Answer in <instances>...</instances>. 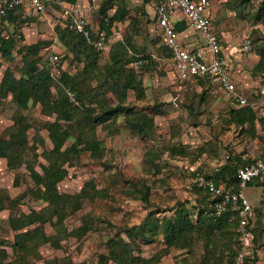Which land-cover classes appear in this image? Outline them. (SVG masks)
Masks as SVG:
<instances>
[{
  "label": "rangeland",
  "instance_id": "374dc122",
  "mask_svg": "<svg viewBox=\"0 0 264 264\" xmlns=\"http://www.w3.org/2000/svg\"><path fill=\"white\" fill-rule=\"evenodd\" d=\"M136 1L129 2L127 21L113 25L112 36L108 39L110 49L100 57V66L111 62L112 46L131 34L140 52L138 55L130 53L131 56L157 57L148 65L150 68H136L144 81L146 97L138 101L134 91L128 92L129 106L155 114V135L153 138L139 135L126 125L124 116H120L113 124L107 125L108 121L104 124L105 127L103 125L97 129L106 157L98 161L91 157L89 151L82 152L71 163L66 164L69 175L59 185L61 192L70 194L80 192L86 182L95 183L102 192L106 190L105 198L92 201L86 199L81 209L71 213L65 222L70 230L78 229L84 222L93 223L94 229L80 239L72 237L64 241L61 247H53L50 243L41 245L42 259H36L34 255L24 259L13 253L12 244L16 233L12 231L9 220L21 212L30 213L45 205L38 194L34 193L38 186L29 167L33 166L36 171L43 173L42 166L46 162L39 154L44 148L36 140V136L38 133L44 138L47 149L53 147L48 126L56 115L32 101L26 108L21 107L12 94L0 102V139H10L16 135L18 125L15 121L18 116H25L31 124L27 131L29 147L23 155L24 164L10 169L7 159L0 160V192L5 207L0 212V245L10 253L9 260H13L14 264H97L100 254H108L110 238L126 228L139 226L150 212L156 211V216L160 218L174 217L173 208L185 203L194 219L197 210H193V207L200 198L199 187L197 186L196 191L193 180L197 170L213 174L217 167H222L231 159L238 167L264 154V70L259 74L254 73L260 62V55L264 53V15L257 19L264 0H250L247 3L243 0H210L214 29L223 40L226 56L231 59L236 89L256 105L252 108L256 119L252 129L229 124V113L236 105L218 87L210 84L201 86L195 81H182L178 78L173 62L164 51L157 21L154 19L155 5L152 3L145 6ZM44 2L45 13L31 15L36 20L50 16L39 21L38 28L44 35L39 55L40 67L52 68L50 57L56 53L62 60L59 76L64 72L74 75L82 69L84 62L73 59L65 52L64 44H59L55 33L58 28L63 32V27L60 24L56 27L55 23L62 21L57 12L60 8L52 0ZM105 2L107 5H104ZM80 4L90 9L87 18L95 29L102 26V7L107 6L104 10L107 16L113 15L118 7L111 0H80ZM262 12L264 14V8ZM131 18L137 20L135 25H129ZM32 22L35 20H28L25 30L28 35L36 36L37 28L31 26ZM14 27L22 35V39L15 42L16 47L11 56L0 55V79L7 67L13 70L17 78L23 73L24 54L19 48L25 46L26 33L21 29L22 26ZM199 36L204 43V38L200 34ZM64 42L66 43L65 40ZM134 64L132 61L129 67L133 68ZM96 85L97 82L93 81L87 87ZM53 92L56 94L55 89ZM96 99H87V102L94 103L96 110L100 108L99 103L107 101L115 105L118 102L111 91L98 94ZM77 136L78 133L73 135L65 145H71ZM175 149H182L187 155L175 154ZM251 187L248 189L249 198L247 197L254 209L249 228L253 236V248L250 252L255 257V264H264V186L255 183ZM145 188L149 191V204L142 199ZM244 192L246 194L245 190ZM160 210L165 212L157 213ZM43 230L48 235L54 234L48 224ZM237 232L238 255L241 251L240 225ZM135 242L134 255L150 258L161 254V260L157 264H201L205 254L201 239L195 244L192 253L183 248H171L166 252V243L161 235L155 238L149 235L147 239L136 238ZM230 255L227 251L223 264H236L237 255L235 259ZM3 263L1 255L0 264Z\"/></svg>",
  "mask_w": 264,
  "mask_h": 264
},
{
  "label": "trees",
  "instance_id": "16d2710c",
  "mask_svg": "<svg viewBox=\"0 0 264 264\" xmlns=\"http://www.w3.org/2000/svg\"><path fill=\"white\" fill-rule=\"evenodd\" d=\"M65 1L76 3L77 0ZM111 1H115L118 6L113 15H105L106 11L104 10L107 6L101 9L104 18L100 29L106 31L108 37L112 36L111 29L113 25L124 23L129 17L128 5L130 0ZM154 1L143 0V4L146 6L154 3ZM243 2L247 3L250 0H243ZM263 4L257 14V19L264 15L262 12ZM104 5H107V3L105 2ZM20 10L11 12L6 20L14 23V14ZM132 23L135 25L137 20L131 18L129 25H132ZM69 24L70 17L64 22L63 32L60 31L58 34V42L64 44L65 52L71 55L73 59L84 62L82 69L78 70L76 74L72 75L64 72L59 78H56L52 75V68L40 67L39 55L42 50V41H39L19 48V51L24 54L21 77L17 78L13 70L7 67L0 79V102L7 95L12 94L13 99L21 107L26 108L32 101L39 103L44 110L51 111L56 115L54 121L49 122L48 126L53 147L47 149L44 138L38 133L36 136V140L44 148L39 154L46 162L42 166L43 173L36 171L33 166L29 167L38 186L34 193L38 194L45 205L39 209L31 210L30 213L21 212L9 220L12 231L16 233L15 242L12 244L13 253L24 259H28L31 255H34L36 259H42L41 245L50 243L53 247H61L64 241L72 237L80 239L94 229L93 223L84 222L78 229L70 230L65 222L71 213L81 209L86 199L92 201L97 198H105L106 190L102 192L95 183L86 182L80 192L70 194L61 192L59 185L69 175L66 164L71 163L82 152L89 151L91 157L98 161H102L106 157V150L97 136V129L100 126L108 121L107 125L109 123L113 124L120 116H124L126 125L130 126L139 135L151 138L155 135V114H150L146 109L139 111L128 104L129 91L135 92L138 101L146 97L143 79L137 73L135 66L133 68L129 67L132 61L136 63L140 59V57L135 58V55H130L133 52L137 55L140 53L133 42L134 36L132 34L130 36L126 35L124 40L116 42L111 48V62L105 66H100V57L104 53L95 49L88 38L73 30ZM11 28L13 30H10ZM11 28L9 26L0 27V55L2 57L11 56L16 47L15 42L20 38L22 39V35H19L17 30L14 29L15 27ZM175 28L177 30V27ZM160 36L162 38V35ZM164 51L167 52L168 58L173 57L171 50L165 44ZM144 56L141 57L148 59V61L143 63L140 68L148 69L150 68L148 65L153 62V58H151L152 56ZM259 61L254 70L256 74L264 70V53L260 55ZM1 67L2 62L0 61V74ZM93 81H96L97 85L87 87ZM188 81H195L201 86L213 85L207 79L201 77L191 78ZM53 89L56 90V94H54ZM107 91H111L116 97L118 102L115 105L107 101L102 102L98 104L100 105L99 110H96L93 102H87V99L97 100L98 94H105ZM69 92L74 93L79 105H75L70 101ZM235 105L236 107L231 109L229 113V124L241 128L247 127V129L254 128L256 119L252 107L236 103ZM62 122L64 124H61ZM15 123L18 125L16 135L10 139H0V160L7 159L10 169H16L24 164L23 155L26 148L29 147L27 131L31 124L22 115L16 118ZM76 133H78L76 141L66 146L65 144ZM174 153L187 155V152H183L182 149H175ZM236 169L237 163L231 159L218 171H215L212 177L218 185H233L235 189H239L240 181L236 179ZM197 172L205 173L201 170H197ZM194 176L196 177L195 173ZM255 183L264 186V177L257 179L250 185ZM197 186L199 187L200 198L197 199V205L193 207V210H197L195 220L185 203L178 204L177 207L173 208L175 210L174 217L164 216L160 218L156 216V211L150 212L139 226L126 228L118 232L115 237L110 238L108 240L109 252L108 254H100L97 264L159 263L161 254H156V256L150 258L134 255L136 238L147 239L149 235L153 238L161 235L166 243V252H169L171 248H183L192 253L195 244L201 239L205 251L201 264H223L227 251L228 254H231L229 257L235 259L238 256L237 228L241 220L238 212L229 210L220 217L214 216L212 214L213 205L218 199L198 184L194 185L196 191ZM141 190L143 191V189ZM142 199L149 204L148 188H145L142 193ZM3 209L5 207L0 192V212ZM161 212L165 211L160 210L157 213ZM47 224L52 227L54 234L48 235L44 232L43 228ZM31 226H34V228L30 229ZM1 255L4 260L3 264H14L13 260H9L11 259L10 253L0 245ZM248 257L247 264H255V257H252L251 253Z\"/></svg>",
  "mask_w": 264,
  "mask_h": 264
},
{
  "label": "built area",
  "instance_id": "2783aa9c",
  "mask_svg": "<svg viewBox=\"0 0 264 264\" xmlns=\"http://www.w3.org/2000/svg\"><path fill=\"white\" fill-rule=\"evenodd\" d=\"M25 8H33L38 13H43L46 10L43 0H0V27L9 26V21L6 18L11 12ZM175 12L182 14L189 27L204 38L205 48L203 51L196 52L183 48L179 33L171 22V17ZM65 14L69 16L71 13L66 10ZM155 14L156 25L161 30L165 46L173 54L172 64L182 81H188L195 77L205 78L224 91L236 104L256 107L236 89L231 59L223 54L221 40L214 29L210 0H156ZM69 25L73 30L88 38L95 49L103 53L109 51V37L106 31L90 27L85 17L70 16ZM153 58L157 59L156 56ZM50 60L53 63L51 66L52 75L56 78L60 77L62 70L60 55L55 53L50 57ZM147 61L148 59L140 57L134 64L135 68H140ZM69 97L72 103L79 105L74 93L69 92ZM220 168L217 167L215 171ZM235 175L236 179L240 181L239 189L226 184L218 185L212 174L206 175L203 172H197L193 180L196 185L207 189L213 197L218 199L213 205L212 214L214 216L220 217L229 210L238 212L239 218H241V251L237 256L236 264H247L253 244V236L249 228L253 220L254 209L244 190L257 179L264 177V156L238 166Z\"/></svg>",
  "mask_w": 264,
  "mask_h": 264
},
{
  "label": "crops",
  "instance_id": "0c3cea01",
  "mask_svg": "<svg viewBox=\"0 0 264 264\" xmlns=\"http://www.w3.org/2000/svg\"><path fill=\"white\" fill-rule=\"evenodd\" d=\"M52 2H54V4L56 5V7H59L60 8V11H57V10H54V11H57L60 14V16L62 18V21H63V22L62 21H59L57 24L55 23L56 27L58 26V24H60L59 26H62L63 27L64 26V22L70 16H80V17H85L87 19L90 27L96 28V27H94V24H92L91 21L87 18V14L90 13V9H88L87 6L83 7L84 5L83 6H80L81 5L80 4V0H77L76 3H70V2L68 3L65 0H52ZM136 2L137 3H139V2L140 3H143V0H137ZM150 5H152V4H150ZM153 5H155V3H153ZM147 6H149V5H147ZM66 10H69L70 11L71 14L69 16H67L65 14V11ZM34 13H37V11H35L33 8H25V9H22L19 12H17V13L14 14V23H10L9 22V27L10 28L11 27H14V26H17V25L22 26L21 29L23 31H25L24 33H26L25 34V38L26 39L24 41L25 45H32V44H35V43H37L39 41L44 40V37H43L44 35L41 34V30L38 28L39 25H40L39 21H40V19L50 18V16L47 15V18L46 17H41V18H39V19L36 20L35 18H32L31 17V15H33ZM43 13H45V12H43ZM155 16H156V14H155V6H154V19H156ZM27 17H29V18H27ZM27 19L29 21L30 20H32V21L35 20V22H32L31 23V26L37 28L36 36H34L33 34H30V35L27 34V31L25 30V27H27L25 25L29 24ZM156 21H157V19H156ZM171 22L174 24L175 27H177V31H178L179 36H180V42H181L183 48L188 49V50H192V51H196V52L203 51L204 50V48H205V41L203 43V41L200 40L201 37L199 36V33L196 32L194 29H191L189 27V25L187 24V21L184 19V17L182 16V14H180L178 12H175L172 15V17H171ZM158 29H159V35H162L161 34V30H160L159 27H158ZM60 30H61V28H58V32ZM58 32L55 33L56 34L55 37H56L57 41H58V34H59ZM161 40H162V43H164L163 36H162V39ZM220 40H221L222 49H223V40L221 38H220ZM223 54L226 55L225 52H224V49H223ZM67 73L71 74L70 72H67ZM223 93H225V92L223 91ZM251 186L252 185H249L245 189L246 195H247L248 198H249V195H250V194H248V189L252 188Z\"/></svg>",
  "mask_w": 264,
  "mask_h": 264
}]
</instances>
